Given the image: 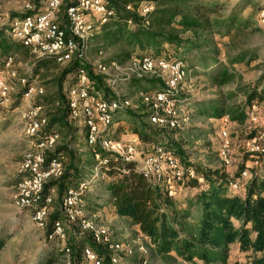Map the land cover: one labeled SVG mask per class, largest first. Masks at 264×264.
<instances>
[{"label":"rangeland","instance_id":"1","mask_svg":"<svg viewBox=\"0 0 264 264\" xmlns=\"http://www.w3.org/2000/svg\"><path fill=\"white\" fill-rule=\"evenodd\" d=\"M140 1L145 6L149 0ZM211 1L202 0L203 4H209ZM215 1L222 7L219 18L224 19L230 11L235 10L242 15L240 21L249 17L251 23L248 27H240V29L236 27L227 36L213 33L210 39L207 38V35L202 36L203 31L199 33L198 38L202 40L201 49L198 50L199 53L197 52L195 57L191 56L192 60L196 58L197 61H189V65L187 64L188 77L179 88L178 98L184 99L181 104L179 127L170 131L166 130L159 142L177 151L178 158L185 165L197 163L204 166L224 167L218 157V146L221 142L220 129L224 128L233 138L232 165L225 167V170L229 174H233L246 167L247 163L249 164L250 157L246 152L251 139L250 135L255 131L256 133H264V113L262 111L258 113L257 121L248 120L245 124H239L230 122L227 117L214 119L197 113L195 112L197 111L196 104L205 99L226 97L227 94L234 92L236 96L231 102L242 105L245 101V91L248 90L249 85L251 86L253 82L264 76V24L260 22L259 15L255 12L262 7L264 0ZM33 2L34 0H0V26L9 25L12 18L35 8L36 5ZM59 19L66 22L64 5L59 10ZM174 28L175 32L183 37L193 36L192 32L185 31L184 27L180 25H174ZM28 50V54L16 53L14 55L13 66L17 70V76L12 80L14 90L6 105L0 106V239L5 240V245L0 251V264H68L69 261L73 264L71 252L68 254L65 251L68 242L79 241V235L81 237L87 236L92 241L91 233L80 224H68L65 221V215L61 208L62 203L58 199L56 188L53 194V204L48 208L46 217L41 220L44 223L41 224L39 220L33 218L35 211L23 207L19 203L17 182L22 173L25 172L24 164L29 156L44 151L49 160L50 157H55L50 155H55L59 148L69 142L67 135L60 132V140L52 148L43 150L38 146V137L31 136L28 130L34 119L44 116L52 108L45 101L59 93V86L54 79L78 59L63 64L48 60L47 69L49 70H47L38 67V61L41 57L33 53L30 48ZM126 53L127 50H125L123 43L117 42L113 46H105L93 39L84 57L78 60L79 63L89 68L95 76H102L104 87L102 90L94 87L93 91L96 96L111 98L109 95L111 93L131 101V108L120 111L123 112L122 119L125 120V117L127 119L121 130H130L129 122L132 126V121H141L135 116L148 114L149 107L142 100V95L160 89L163 85L159 73H147L141 79L131 77L128 81L117 80L113 83V77H128L132 74V62L135 56L124 60L123 54ZM242 53L246 54V59H249L251 53L256 54V58L249 62L236 63L234 59ZM100 62L111 67L107 73H101L94 68ZM222 65L235 70V76L231 83L217 85L207 78L206 72H213L215 67L220 68ZM262 80L264 81V78ZM31 85L35 86V90L27 95ZM38 106L42 108L38 109ZM143 120L148 123L149 117H145ZM121 134L125 137L123 132ZM76 135V141L70 143V148L76 152L79 162L87 163L89 161L85 173L88 175L87 178H90L96 161L86 144L84 133H77ZM262 141L264 144V137ZM62 157L64 166V161L67 163L68 159L67 155L64 156V154ZM186 189L187 186L185 185L181 194L175 198L173 208L178 218H180V211H184L188 207L193 195V192H187ZM86 191H88L86 192L87 196L90 193L91 197L97 200H108L109 198L101 185L92 186ZM44 195L47 196L48 194ZM82 202L80 205L83 212L78 213L79 216L90 219L98 226L104 225L110 229L111 236L106 243L120 242L132 247L144 245L150 250L147 263H143L141 254L137 251L134 256H123L118 264H187V261L180 258L174 251L160 255L152 250V247L148 246L150 245L149 239L138 234L135 224L131 220L127 222L123 218L115 217L112 203L104 208L103 205L106 203L98 204L97 202H85V200ZM55 211L62 212V219L67 223L64 242L50 239L48 234L47 217ZM187 221L192 222L194 218L191 217ZM181 234L188 236L187 232ZM89 244H91L90 241H88ZM103 246L112 252L109 245L102 244L101 249H104ZM229 248L226 264H252V259L249 255L244 254L241 249L236 246ZM84 259L86 260L85 264H88L87 259ZM194 260L198 264H204L199 259Z\"/></svg>","mask_w":264,"mask_h":264},{"label":"trees","instance_id":"2","mask_svg":"<svg viewBox=\"0 0 264 264\" xmlns=\"http://www.w3.org/2000/svg\"><path fill=\"white\" fill-rule=\"evenodd\" d=\"M43 1L34 0L35 8L14 18H23L28 14L43 11ZM147 2L153 9L145 16H141L138 9L143 6V2L140 0H113L111 4L115 14L102 26L94 38L95 42L105 46H113L117 42L123 43L127 50V53L123 54L124 60L133 56L143 58L150 55L168 60L182 59L188 68L189 61L192 60L191 56L195 57L201 49L202 40L198 38L201 31L204 32L202 36L207 35V38L211 39L213 33L227 36L236 27L239 29L248 27L251 23L249 17L240 21L242 15L235 10L230 11L224 19L219 18L222 7L215 0L209 4H203L202 0H149ZM128 3L134 5V11L126 9ZM263 7L264 4L255 12L259 15L258 12ZM129 20L134 22L133 27L128 24ZM66 22L61 21V26L64 27ZM174 25L184 27V30L192 32L193 36L183 37L175 32ZM9 28L10 23L0 26L1 62L8 56L16 53L28 54L29 51L20 41L11 37ZM245 56L246 54L242 53L234 61L249 62L256 58V54L253 53L249 59ZM48 60L52 59L40 58L38 67L47 69ZM194 60L197 61L196 58ZM79 62L78 60L73 62L54 79L59 86V93L45 101L52 108L45 114L48 123L43 131L55 130L66 134L69 139V142L59 148L55 155H50H67L68 162L64 161V174L59 178L49 179L44 184L43 193L49 194L52 188H56L60 202L68 188L77 187L79 183L88 179L85 170L89 161L79 162L76 152L70 148V143L76 141V134L82 132L85 134L86 127L82 121L70 116L67 102L69 88L80 69L87 71L91 85L98 90L104 87L102 76H95L89 68ZM234 72L235 70L222 65L220 68L215 67L213 72H206V75L212 83L224 85L231 83L235 76ZM262 78L264 76L253 82L251 86L249 85L242 105L231 102L236 96L234 92H231L226 97L198 101L195 112L214 119L227 117L230 122L245 124L249 120L247 112L252 104L257 103V113L261 111L263 113L264 81ZM109 95L111 98L115 96L111 93ZM135 117L141 121H132L130 130L139 138L138 148L149 152L155 144L159 143L164 133L143 120L145 117L148 118V114ZM256 134V131L252 132L251 138ZM187 165L197 174H201L204 180L200 183L196 179L186 181L187 187L197 188V191L190 198L188 207L180 211V218L173 208L174 200L164 197L160 189L149 183L133 164L125 163L119 158L110 161L108 178L100 180L99 185L109 193L108 201L115 207L116 214L127 217L137 225L139 232L149 239L148 246H151L157 254L166 255L174 251L184 261L199 259L204 264H226L229 246L238 241L239 248L249 255L252 264H264V174H253L244 190L243 197L231 196L227 193L229 180L237 177L239 171L229 174L225 167H211L197 163ZM82 197L84 198L85 194ZM62 214L55 211L47 217L48 234L57 221L63 220ZM191 217L194 221L188 222L187 220ZM185 232L188 236L181 234ZM79 237V241L72 240L67 245L73 264H85L83 250L88 245V241L91 243L89 246L98 252L100 257H104V264H109L108 255L103 248L96 246L93 239L91 241L87 236L79 235ZM4 245L5 240L0 239V251Z\"/></svg>","mask_w":264,"mask_h":264},{"label":"built area","instance_id":"3","mask_svg":"<svg viewBox=\"0 0 264 264\" xmlns=\"http://www.w3.org/2000/svg\"><path fill=\"white\" fill-rule=\"evenodd\" d=\"M113 0H44L43 11L28 14L23 18H14L10 22L9 33L15 40L20 41L26 48L44 59H52L58 64L70 63L75 59H82L102 26L115 14L111 2ZM65 6L66 25L61 26L59 10ZM127 10L134 11L132 3L126 5ZM153 9L150 5H143L138 9L141 16ZM260 22L264 24V7L259 12ZM148 24V21L146 22ZM128 24L134 26L129 20ZM131 73L128 77H113L112 82L117 80L128 81L131 77L141 79L147 73H159L162 78V87L142 95V100L149 107V123L161 130H174L179 127L181 104L184 99H179V88L188 77L189 70L182 59L168 60L146 55L143 58H133ZM14 55L0 61V106L6 105L14 87L12 80L17 76V70L13 66ZM101 73H107L111 67L106 63H97L94 67ZM94 85H91L88 73L80 69L74 82L71 84L67 102L70 116L82 121L85 125L86 144L92 151L96 164L92 169L90 178L79 183L77 187L67 189L62 198V212L68 224H80L88 230L94 243L101 248L102 244L109 245L112 252L104 251L108 255L109 264H118L123 256H134L137 251L141 254L143 263H147L150 250L144 245L130 246L124 243L108 244L106 241L111 236L107 226H98L90 219L79 216L82 213L80 203L86 189L92 186L98 187L100 179L108 178L109 164L112 159L119 158L125 163L133 164L144 178L157 186L162 195L175 200L181 194L186 181L196 179L199 183L204 180L203 176L182 163L176 151L161 142L155 144L151 151L144 152L138 148V136L128 139H119L112 135L111 129L115 123V114L131 108V101L120 96L103 98L96 96ZM35 90L31 85L27 92L29 95ZM59 105V103H57ZM38 106V109H41ZM258 104L249 107L247 114L249 120L257 121ZM264 113V109H263ZM48 119L44 115L34 119L28 130L29 134L36 136L38 146L43 150L52 148L60 140L58 131H43ZM221 142L218 146V157L224 167H230L233 138L224 128L220 129ZM264 133L258 132L249 142L247 154L249 164L239 171V175L231 180L229 189L232 191H244L253 174H264ZM100 149V150H99ZM104 152H102V151ZM62 156L46 158L44 151L29 156L24 164L25 172L20 176L17 187L19 189V203L30 210L35 211L34 219L43 220L47 215L48 208L53 204L55 188L45 196L44 184L52 178H59L64 174ZM47 159V161H46ZM250 165V166H249ZM128 173V171H127ZM80 208V209H78ZM65 221H57L49 233L50 239L64 242L66 238ZM44 222H41L43 224ZM110 241V240H109ZM70 253L69 248H65ZM83 256L88 264H104V257H100L92 247L86 245ZM68 264H71L70 261ZM187 264H198L195 260L187 261Z\"/></svg>","mask_w":264,"mask_h":264},{"label":"crops","instance_id":"4","mask_svg":"<svg viewBox=\"0 0 264 264\" xmlns=\"http://www.w3.org/2000/svg\"><path fill=\"white\" fill-rule=\"evenodd\" d=\"M122 115H123V112H118V113H116L115 114V123H114V126H113V128H112V135H114V137L116 136V135H118V136H116V137H118V138H121V139H128V138H132V136H136L135 134H133V132H131V130H121L122 129V125L123 124H126L125 122H126V117H125V120L124 119H122L123 117H122ZM118 118H119V120H118ZM129 120V119H128ZM129 128H131V124H130V122H129ZM128 128V129H129ZM124 133V135H125V137H123V134H121V133ZM115 133V134H114ZM128 137V138H127ZM100 186V185H99ZM203 186H207V185H203ZM188 189H190V190H188ZM187 192L188 191H190V192H193V194L197 191V188H188L187 187ZM193 190H196L195 192L193 191ZM90 191V190H89ZM86 192H88V191H86ZM227 193H228V195H231V196H234V195H239V196H241V197H243L244 196V194H245V191H232V190H230L229 189V186H228V188H227ZM89 195L87 196V193H85V197H84V200H85V202H97L98 204H100V203H106L105 205H103V207L105 208L108 204H110L111 202L110 201H108V200H104V199H95V198H93V197H91V194L90 193H88ZM108 195H109V193L107 192V194H106V196L108 197ZM191 196V195H190ZM88 201H87V200ZM109 199V198H108ZM103 201V202H102ZM175 201V200H174ZM87 204V203H86ZM113 211H114V215H115V217L117 218V216L118 217H120V218H123V220H125V221H127V222H130V219H128L127 217H121V216H119L118 214H116V212H115V207L113 206ZM238 224V223H237ZM135 229H136V231L138 232V234H141L140 232H139V229H138V226L137 225H135ZM144 238H146L143 234H141ZM231 246H233V247H238L239 248V242L238 241H235V243H233V244H231L229 247H231ZM240 249V248H239ZM244 254H247V253H245V252H243ZM248 255V254H247Z\"/></svg>","mask_w":264,"mask_h":264}]
</instances>
